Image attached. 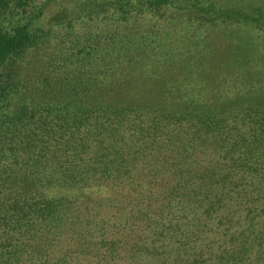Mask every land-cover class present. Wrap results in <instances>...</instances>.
Segmentation results:
<instances>
[{"label": "trees", "instance_id": "obj_1", "mask_svg": "<svg viewBox=\"0 0 264 264\" xmlns=\"http://www.w3.org/2000/svg\"><path fill=\"white\" fill-rule=\"evenodd\" d=\"M35 2L0 0V264H264L263 2Z\"/></svg>", "mask_w": 264, "mask_h": 264}, {"label": "rangeland", "instance_id": "obj_2", "mask_svg": "<svg viewBox=\"0 0 264 264\" xmlns=\"http://www.w3.org/2000/svg\"><path fill=\"white\" fill-rule=\"evenodd\" d=\"M96 0H36L34 3L35 8H41L44 10L43 16L40 20V25L46 29H52L54 33H63L64 31H61V29L58 26V23H60L63 19H66L70 16L72 13V9H74L76 6H81L86 2H92ZM255 0H216L217 3H223V4H230V5H240L244 8H248L250 2ZM262 2V5H264V0H259ZM79 11V12H78ZM36 12V11H35ZM80 13V9L76 10V13L74 17H77L76 15ZM78 22V21H77ZM80 22V21H79ZM76 23V32L79 34L84 30V26L87 23V20L83 22V24ZM60 30V31H59ZM246 31H250L249 29H245ZM53 191L56 194H62L67 192V190L62 188H53L49 190L50 194H53ZM169 259H172L174 257H177V251L175 248H172L169 251ZM166 257V254L164 255ZM136 261H139V264H154L152 260L149 259V257L141 255L136 259Z\"/></svg>", "mask_w": 264, "mask_h": 264}]
</instances>
